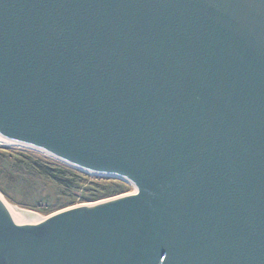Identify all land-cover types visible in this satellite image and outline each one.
Here are the masks:
<instances>
[{
    "label": "water",
    "instance_id": "95a60500",
    "mask_svg": "<svg viewBox=\"0 0 264 264\" xmlns=\"http://www.w3.org/2000/svg\"><path fill=\"white\" fill-rule=\"evenodd\" d=\"M0 135L139 190L0 264H264V0H0Z\"/></svg>",
    "mask_w": 264,
    "mask_h": 264
},
{
    "label": "rangeland",
    "instance_id": "374dc122",
    "mask_svg": "<svg viewBox=\"0 0 264 264\" xmlns=\"http://www.w3.org/2000/svg\"><path fill=\"white\" fill-rule=\"evenodd\" d=\"M61 177H69L72 185ZM130 190L118 177L94 175L33 150L0 145V191L11 202L43 215Z\"/></svg>",
    "mask_w": 264,
    "mask_h": 264
},
{
    "label": "bare ground",
    "instance_id": "6f19581e",
    "mask_svg": "<svg viewBox=\"0 0 264 264\" xmlns=\"http://www.w3.org/2000/svg\"><path fill=\"white\" fill-rule=\"evenodd\" d=\"M0 145L10 146V147H20V148H26V149H29V150H33V151H36V152H38V153H40L42 155H45V156H47L49 158L55 159L57 161H60V162L66 164L68 166H72V167L78 168V167L74 166V164H71V163H69L67 161L62 160L61 158L56 157L55 155L51 154L50 152H48L44 148H42L40 146H37V145L29 144V143H26V142H21V141L15 140V139L4 137L2 135H0ZM88 173H92L94 175H107V176H112V177H118V178L124 180L125 182H127L128 184H130L131 185V190L129 192H125V193H122L120 195L108 198V199H102V200H97V201L89 202V203H81V204L71 205V206H68L66 208H63V209L57 210L55 212H52V213H50L48 215H43V214H41L38 211L30 210V209L24 208L22 206H19L16 203L11 202L4 195V193H2L1 191H0V199H2L4 204L7 206L8 210H9V212H10L12 218H13V220L16 223L28 224V225H36V224H40V223L46 221V219H48L52 215H54L56 213H59V212L67 211V210L78 208V207H93V206L99 205L101 203H105V202H109V201H112V200H116V199L121 198V197H126V196H129V195L137 194L138 191H139L137 185L131 179H128L125 176L105 174V173L89 171V170H88Z\"/></svg>",
    "mask_w": 264,
    "mask_h": 264
},
{
    "label": "trees",
    "instance_id": "16d2710c",
    "mask_svg": "<svg viewBox=\"0 0 264 264\" xmlns=\"http://www.w3.org/2000/svg\"><path fill=\"white\" fill-rule=\"evenodd\" d=\"M61 182H65L67 185H72L73 181L69 180V177H61ZM110 192V191H108ZM3 193V192H2ZM5 195V194H4Z\"/></svg>",
    "mask_w": 264,
    "mask_h": 264
}]
</instances>
